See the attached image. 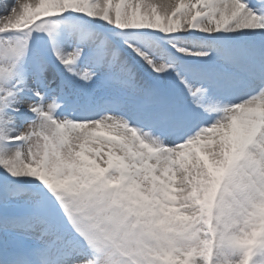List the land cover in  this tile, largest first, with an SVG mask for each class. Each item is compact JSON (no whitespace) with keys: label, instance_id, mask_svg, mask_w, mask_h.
Returning a JSON list of instances; mask_svg holds the SVG:
<instances>
[{"label":"snow or ice","instance_id":"obj_1","mask_svg":"<svg viewBox=\"0 0 264 264\" xmlns=\"http://www.w3.org/2000/svg\"><path fill=\"white\" fill-rule=\"evenodd\" d=\"M0 168V264H264V0H0Z\"/></svg>","mask_w":264,"mask_h":264},{"label":"bare ground","instance_id":"obj_2","mask_svg":"<svg viewBox=\"0 0 264 264\" xmlns=\"http://www.w3.org/2000/svg\"><path fill=\"white\" fill-rule=\"evenodd\" d=\"M161 2H164V3H176V4H179V3H180V0H161ZM185 3H187V0H185ZM209 146H210V145H209ZM204 154L207 155L206 152H205Z\"/></svg>","mask_w":264,"mask_h":264},{"label":"rangeland","instance_id":"obj_3","mask_svg":"<svg viewBox=\"0 0 264 264\" xmlns=\"http://www.w3.org/2000/svg\"><path fill=\"white\" fill-rule=\"evenodd\" d=\"M12 2H13V0H8V3L9 4H12ZM30 2H31V0H30ZM66 15V14H65ZM36 35V34H35ZM0 174H2V175H6L3 171H2V168H0Z\"/></svg>","mask_w":264,"mask_h":264}]
</instances>
